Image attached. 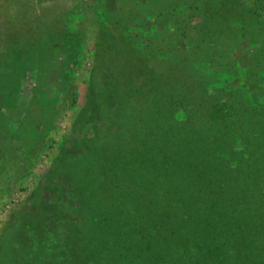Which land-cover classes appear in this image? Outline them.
I'll return each instance as SVG.
<instances>
[{
  "label": "rangeland",
  "instance_id": "obj_1",
  "mask_svg": "<svg viewBox=\"0 0 264 264\" xmlns=\"http://www.w3.org/2000/svg\"><path fill=\"white\" fill-rule=\"evenodd\" d=\"M0 82V264H264V226L178 237L135 196L171 121L231 163L264 121V0H0Z\"/></svg>",
  "mask_w": 264,
  "mask_h": 264
},
{
  "label": "trees",
  "instance_id": "obj_2",
  "mask_svg": "<svg viewBox=\"0 0 264 264\" xmlns=\"http://www.w3.org/2000/svg\"><path fill=\"white\" fill-rule=\"evenodd\" d=\"M0 84L2 85L1 82ZM169 115L171 117L172 114ZM191 123L190 119L171 121L166 128L172 133L170 149L164 155L154 152L148 163H138L139 176L158 170L161 172L159 174H164L158 176L155 185L153 179H147L148 186L143 189L144 194L137 191L135 196L148 202L141 215L148 218L150 203L163 204V217L154 221L165 225L169 233H176L178 237H187V228L191 227L200 229L205 235V222H210L209 233L216 229L213 225L220 218L231 219L227 223L231 230L222 226L220 231H228L231 235L232 230L251 229L249 234L258 236L257 231L261 232V226H264V201L254 194L259 187L264 188V121L251 124L254 127L246 134L247 142L243 143V152L235 148L234 163L231 160H221L220 152H216L217 158L212 156L207 159L203 151L205 149L200 153L197 150L198 147L204 148L197 136L188 139V142L184 140L182 129ZM150 148H155V144L152 146L150 142ZM159 161H165L164 165ZM246 176L249 177L248 180ZM152 191L154 194L150 198ZM158 191L164 194L165 198L161 195L165 202L161 203ZM182 195H186L188 199L179 203ZM238 212L241 214L237 215ZM13 252V258L19 257L18 253L15 254L17 251Z\"/></svg>",
  "mask_w": 264,
  "mask_h": 264
}]
</instances>
